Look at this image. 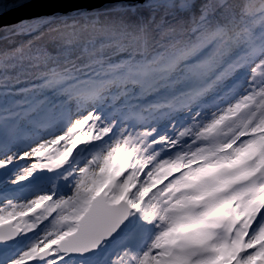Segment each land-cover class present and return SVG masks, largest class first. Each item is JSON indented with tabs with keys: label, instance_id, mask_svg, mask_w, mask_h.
<instances>
[{
	"label": "snow or ice",
	"instance_id": "obj_1",
	"mask_svg": "<svg viewBox=\"0 0 264 264\" xmlns=\"http://www.w3.org/2000/svg\"><path fill=\"white\" fill-rule=\"evenodd\" d=\"M0 264H264V0H0Z\"/></svg>",
	"mask_w": 264,
	"mask_h": 264
},
{
	"label": "water",
	"instance_id": "obj_2",
	"mask_svg": "<svg viewBox=\"0 0 264 264\" xmlns=\"http://www.w3.org/2000/svg\"><path fill=\"white\" fill-rule=\"evenodd\" d=\"M35 9H29L27 11H34ZM19 15L18 13H11L9 14L8 16L4 17L3 19L6 20V21H11L13 19H15V17Z\"/></svg>",
	"mask_w": 264,
	"mask_h": 264
}]
</instances>
